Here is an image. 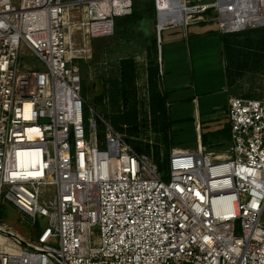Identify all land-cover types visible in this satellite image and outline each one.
I'll return each instance as SVG.
<instances>
[{"label":"built area","instance_id":"built-area-1","mask_svg":"<svg viewBox=\"0 0 264 264\" xmlns=\"http://www.w3.org/2000/svg\"><path fill=\"white\" fill-rule=\"evenodd\" d=\"M132 7L0 0V215L47 220L24 244L0 224V264H264V97H229L228 155L174 147L166 174L86 109L79 62ZM188 8L185 28L208 12L223 33L264 27V0Z\"/></svg>","mask_w":264,"mask_h":264},{"label":"rangeland","instance_id":"rangeland-1","mask_svg":"<svg viewBox=\"0 0 264 264\" xmlns=\"http://www.w3.org/2000/svg\"><path fill=\"white\" fill-rule=\"evenodd\" d=\"M184 1L187 2L188 6H192L196 5V3H208L213 0ZM172 11L173 9L170 8L167 14H170ZM208 13L207 15L210 18L206 21L207 26H202L210 28L216 27L218 29L216 21L211 20V18L215 17V14ZM157 26L158 15L156 9L154 18L146 15L138 23L124 31L121 39L117 41H110L109 43L99 41L97 44L93 43V40L91 41L92 59L79 62L81 77L86 86L89 99L102 93L103 80H106L108 76L111 77L118 74V60L120 58L132 57L136 60L139 67L136 88L139 106L141 107L139 108L141 113L140 118L147 119L144 114L149 115L148 107L146 106L148 99L146 69L148 61L147 52L151 38L156 35L159 49L163 45L162 40L168 30L182 28V31L186 33L184 24L170 25L161 30V38L158 39ZM186 36L185 34V38H187ZM189 39H191L192 59H190L189 53H186L185 58H183V55H178L173 66L168 71H166L167 65L162 77V87L168 95L167 106L172 122L170 130L173 132L172 139L175 147L196 150V121L202 120L203 129L206 130L207 138L212 142L214 136L210 132L214 127L220 126L223 121L221 113L227 100L228 86L225 80L224 60L222 61L223 55L219 37H215V39L213 36L200 38L196 40L198 45H196L193 36H190ZM240 40L241 42L244 41L242 39ZM242 50L243 52H250L249 48H242ZM160 56L162 59V48L160 50ZM29 57L30 53L25 51L23 60L25 61ZM23 63V61L20 62L21 65ZM194 96L200 98L201 108L199 113L197 112L198 106L196 103H191L192 97ZM230 96L264 97V71L247 70L241 73V76L237 77L231 89ZM213 105H215L214 108L212 107ZM140 139L145 142L149 141L151 146H155L153 144H159L160 151L164 152L162 135L152 131L151 127H146L145 131H142ZM211 142L207 145V150L213 151L218 155H228L227 149L230 146V139L226 140L225 138L223 142L225 145L221 147L220 145H212ZM262 222H264V215ZM0 224L6 231L18 235L23 242L22 244H24L26 241L36 239L40 230L47 225V220L44 217L38 216L37 221L33 222L30 217L20 211L14 204L3 200ZM96 231L95 229L93 233L97 235L95 233Z\"/></svg>","mask_w":264,"mask_h":264},{"label":"trees","instance_id":"trees-1","mask_svg":"<svg viewBox=\"0 0 264 264\" xmlns=\"http://www.w3.org/2000/svg\"><path fill=\"white\" fill-rule=\"evenodd\" d=\"M154 18L156 15L154 0H133L132 13L126 16L116 17L114 20V33L112 36L94 39L93 43L117 41L121 39L124 31L138 23L145 16ZM222 51L225 59V75L228 88L231 90L237 77L247 70L264 71V27L246 29L239 32L220 33ZM244 40L241 42V40ZM241 43H243L241 45ZM242 48H249L250 52H243ZM240 49V50H239ZM147 83L148 107L147 119L140 118L141 113L137 96L136 81L138 75V63L132 57H123L118 60V74L108 76L102 81L103 91L94 98L89 99L87 89L82 80V95L97 115L101 116L111 126L124 135L126 141L138 152L150 156L157 164L159 170L167 173L168 158L172 148L173 132L170 130L171 119L167 106V92L162 87L163 71L159 62V49L157 37L151 38L147 52ZM80 66V65H79ZM253 97V96H244ZM255 97V96H254ZM149 118V120H148ZM149 121V122H148ZM151 127L152 131L162 135L164 152L160 151V145L145 142L140 139L142 131ZM98 130L103 136L105 126L98 120ZM225 128L224 133H228ZM212 135L219 136L220 132H213ZM202 145L207 147L209 140L207 133H201ZM155 148V149H154Z\"/></svg>","mask_w":264,"mask_h":264},{"label":"crops","instance_id":"crops-1","mask_svg":"<svg viewBox=\"0 0 264 264\" xmlns=\"http://www.w3.org/2000/svg\"><path fill=\"white\" fill-rule=\"evenodd\" d=\"M201 25V26H200ZM205 25L207 26L206 22H194L189 24L185 30L186 33H184L182 31V28L179 29H174V30H168L165 37L162 40L163 45L160 46L159 48V62L161 64V71H163L164 73V69L165 67L168 65L166 71L170 70V67L173 66L174 61L176 60L178 55H183V58H185L186 53H189V57L190 59H192V55H191V39L190 36H193L195 39V43L196 45H198V42L196 40L200 39V38H205V37H219L220 39V43H221V51H222V41H221V37H220V33H223L221 31H219V29H217L216 27L210 28V27H205L202 26ZM167 28V27H166ZM165 29V28H163ZM191 30V31H189ZM211 33V34H210ZM185 34L187 35L185 38ZM213 34V35H212ZM187 39V40H186ZM162 48V59L160 56V50ZM222 55H223V51H222ZM222 61L224 60V72H225V59L224 56L222 57ZM166 59V62H165ZM163 65V66H162ZM225 80H226V75H225ZM231 94V90L228 88V96H227V100L225 102L223 111L221 113V116L223 117V121L221 123L220 126L214 127L212 129V131L210 133L213 132H220L219 136L216 135H212L214 136L212 139V142L209 141V143L211 142L212 145H220L223 146L225 145L223 142L226 140L230 139V129L228 133H224L225 128H229V123L226 117V112H227V107H228V99L230 97ZM192 104L196 103V105L198 106V113L200 111V98L198 96H194L192 97ZM213 108L215 107V105L212 106ZM201 115V113H200ZM202 120H198L196 121V141H197V147L199 144L202 145V139H201V133L205 132L206 130L203 129V125H202ZM206 133V132H205ZM209 140V139H208ZM214 143V144H213ZM203 146V145H202Z\"/></svg>","mask_w":264,"mask_h":264},{"label":"bare ground","instance_id":"bare-ground-1","mask_svg":"<svg viewBox=\"0 0 264 264\" xmlns=\"http://www.w3.org/2000/svg\"><path fill=\"white\" fill-rule=\"evenodd\" d=\"M172 8L173 11L167 14V11ZM158 11H159V21L158 27L160 30L166 28L170 25H178L188 18L187 14L190 8L187 7L184 0H158ZM3 236L0 235V240Z\"/></svg>","mask_w":264,"mask_h":264},{"label":"water","instance_id":"water-1","mask_svg":"<svg viewBox=\"0 0 264 264\" xmlns=\"http://www.w3.org/2000/svg\"><path fill=\"white\" fill-rule=\"evenodd\" d=\"M157 15H158V18H159V11L158 10H157ZM158 21H159V19H158ZM157 31H158V39H160L161 38V30L159 29L158 26H157Z\"/></svg>","mask_w":264,"mask_h":264}]
</instances>
